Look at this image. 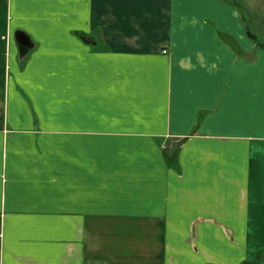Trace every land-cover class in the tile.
Here are the masks:
<instances>
[{
    "label": "crops",
    "instance_id": "1",
    "mask_svg": "<svg viewBox=\"0 0 264 264\" xmlns=\"http://www.w3.org/2000/svg\"><path fill=\"white\" fill-rule=\"evenodd\" d=\"M242 11L0 0V264H264V43Z\"/></svg>",
    "mask_w": 264,
    "mask_h": 264
},
{
    "label": "rangeland",
    "instance_id": "2",
    "mask_svg": "<svg viewBox=\"0 0 264 264\" xmlns=\"http://www.w3.org/2000/svg\"><path fill=\"white\" fill-rule=\"evenodd\" d=\"M236 4H238L239 7L247 9V13L245 14L244 11H242L243 14H245V17L248 18L249 20V31L254 37V40L257 43H264V0H235ZM6 36L1 37L2 43L0 44V50H3V52H0V56L4 53L5 51L8 53V48L10 49V46L8 45V39L7 41L5 40ZM10 53H8L9 56ZM3 55V56H4ZM7 60V54L6 57H4ZM26 60L22 61L19 63L20 66H22L25 63ZM0 73L1 70H0ZM8 72H3L4 76L7 75ZM12 113L15 111L12 110ZM15 117V116H14ZM8 118V121H7ZM9 122V116L7 115V110H6V101L5 98L3 99L0 98V129L3 132V134L8 135L14 132V129L12 130L9 125L7 126L6 123ZM2 126V127H1ZM34 132V130H32ZM36 131V130H35ZM47 148L52 149L55 146V148H58L59 150L63 149L61 146L58 144V142H46ZM53 185H59L62 184L63 182L60 181V179L53 180L51 182ZM68 183V182H67Z\"/></svg>",
    "mask_w": 264,
    "mask_h": 264
},
{
    "label": "water",
    "instance_id": "3",
    "mask_svg": "<svg viewBox=\"0 0 264 264\" xmlns=\"http://www.w3.org/2000/svg\"><path fill=\"white\" fill-rule=\"evenodd\" d=\"M19 40H20L22 43H24L25 38L23 37V38H20ZM25 44H26V43H25ZM23 45H24V44H23ZM27 47H28V46L25 45V46H24V50H25Z\"/></svg>",
    "mask_w": 264,
    "mask_h": 264
},
{
    "label": "trees",
    "instance_id": "4",
    "mask_svg": "<svg viewBox=\"0 0 264 264\" xmlns=\"http://www.w3.org/2000/svg\"><path fill=\"white\" fill-rule=\"evenodd\" d=\"M254 39V37H252Z\"/></svg>",
    "mask_w": 264,
    "mask_h": 264
}]
</instances>
